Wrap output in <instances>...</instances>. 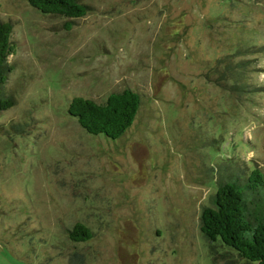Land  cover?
I'll list each match as a JSON object with an SVG mask.
<instances>
[{"label": "rangeland", "instance_id": "1", "mask_svg": "<svg viewBox=\"0 0 264 264\" xmlns=\"http://www.w3.org/2000/svg\"><path fill=\"white\" fill-rule=\"evenodd\" d=\"M82 3L71 20L0 0V264H214L203 209L231 170L264 171V0ZM128 88L142 103L117 140L68 114Z\"/></svg>", "mask_w": 264, "mask_h": 264}, {"label": "trees", "instance_id": "2", "mask_svg": "<svg viewBox=\"0 0 264 264\" xmlns=\"http://www.w3.org/2000/svg\"><path fill=\"white\" fill-rule=\"evenodd\" d=\"M44 15L68 19L84 17L90 7L82 0H27ZM73 22H70L72 25ZM13 28L0 21V113L14 105L5 97L4 86L12 66L9 57L14 53ZM243 88L244 85H236ZM142 103L141 95L132 90L111 93L105 102L96 103L84 97H75L69 104L68 114L75 118L87 133L108 139H119L135 122ZM239 170H231L219 182L212 207L202 213L201 231L210 244L214 264L232 255L246 264H264V171L257 166L244 177ZM75 242H86L93 236L90 228L77 223L69 230ZM219 243L227 251L215 249Z\"/></svg>", "mask_w": 264, "mask_h": 264}]
</instances>
